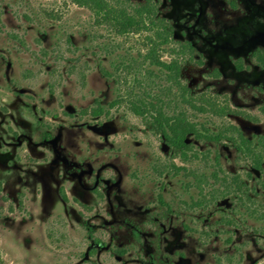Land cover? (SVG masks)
<instances>
[{
	"label": "rangeland",
	"instance_id": "374dc122",
	"mask_svg": "<svg viewBox=\"0 0 264 264\" xmlns=\"http://www.w3.org/2000/svg\"><path fill=\"white\" fill-rule=\"evenodd\" d=\"M160 1L203 61L183 70L193 93L254 117L199 120L264 136V0ZM139 48L72 0H0V264H264V164L253 170L229 140L191 137L245 183L242 200L202 204L223 185L171 172L151 122L110 108L125 86L105 71Z\"/></svg>",
	"mask_w": 264,
	"mask_h": 264
},
{
	"label": "trees",
	"instance_id": "16d2710c",
	"mask_svg": "<svg viewBox=\"0 0 264 264\" xmlns=\"http://www.w3.org/2000/svg\"><path fill=\"white\" fill-rule=\"evenodd\" d=\"M72 1L89 9L97 25H105L117 35L140 37L137 56L127 52L128 56L118 62L114 72L105 71L107 76L117 78L125 86L124 92L118 93L109 103L110 108L126 105L135 115L151 122L170 151L171 172L178 175L185 171L187 175L193 174L200 182L223 185L218 194L212 192L209 201L204 199L202 204L217 203L232 193L242 200L245 183L241 176L227 174L219 154H216L212 162L209 154L201 158L197 150L193 149L191 137L211 142L229 140L251 163L252 169L261 172L264 164V136L248 138L234 124L215 131L209 123L199 120L198 116L202 114L223 117L238 114L248 119L254 117L247 112L234 110L228 104L220 105L216 100L193 93L185 82L183 70L187 65L202 64L203 61L196 58L193 44L175 39L173 26L160 14L159 3L155 0H144L143 3L128 0ZM254 55L258 65L264 69L262 52H255ZM237 66L242 67L241 60L237 61ZM101 112L100 104L91 109V113L96 116ZM176 158L181 163L202 159L204 165H209L212 171L209 175L204 171L197 175L187 166L177 164L174 160Z\"/></svg>",
	"mask_w": 264,
	"mask_h": 264
},
{
	"label": "flooded vegetation",
	"instance_id": "af4514ba",
	"mask_svg": "<svg viewBox=\"0 0 264 264\" xmlns=\"http://www.w3.org/2000/svg\"><path fill=\"white\" fill-rule=\"evenodd\" d=\"M156 2H158L159 3V7L161 6V3H162V1H160V0H155ZM169 20V19H168ZM169 22H170V20H169ZM171 23V22H170ZM172 25V24H171ZM173 26V25H172ZM173 30H174V28H173ZM175 35V34H174ZM185 42H189V41H185ZM191 43V42H190ZM192 44V43H191ZM241 60V59H240Z\"/></svg>",
	"mask_w": 264,
	"mask_h": 264
}]
</instances>
